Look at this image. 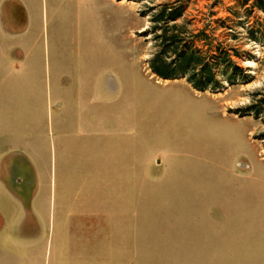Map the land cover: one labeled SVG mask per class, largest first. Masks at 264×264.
<instances>
[{
	"label": "rangeland",
	"instance_id": "374dc122",
	"mask_svg": "<svg viewBox=\"0 0 264 264\" xmlns=\"http://www.w3.org/2000/svg\"><path fill=\"white\" fill-rule=\"evenodd\" d=\"M109 1L46 0L43 18L33 0L31 19L0 1V40L41 43L13 53L34 73L14 97L29 183L52 166L58 186L48 217L30 203L2 247L61 264H264V0Z\"/></svg>",
	"mask_w": 264,
	"mask_h": 264
},
{
	"label": "crops",
	"instance_id": "0c3cea01",
	"mask_svg": "<svg viewBox=\"0 0 264 264\" xmlns=\"http://www.w3.org/2000/svg\"><path fill=\"white\" fill-rule=\"evenodd\" d=\"M0 1H4L2 3H5V7L14 5L23 8L30 19L32 16H38L33 11L34 3L31 2L33 0ZM45 1L43 0L42 4L43 18L48 11ZM54 1L65 2V0ZM109 2L106 0L107 5ZM77 5H79L78 2L71 4V7H77ZM56 8L59 7L56 6ZM30 42L0 40V48L9 49L0 54V264H61V252L54 249L22 250L11 244L14 248L10 251L7 247H2L12 240L13 234L22 236L23 226L30 215V203L38 202L42 206V216L48 217L50 212H47V206H55L58 198V186L56 181L54 182L52 166L49 174L46 172L41 174L39 170H36L35 183H29V170L35 159L33 155L35 146L33 147L30 143V126L27 123L25 127L23 120L24 107L19 105V100H15L14 97L16 94L20 95L25 92L24 80L33 79L34 73L27 71V67L23 66L24 63H28L29 56L16 60L13 53L15 48L41 46L39 41ZM37 76L40 77L39 74ZM41 146L42 143L37 148L39 156L40 149H44V143L43 147ZM48 176L49 179L46 182ZM4 241L6 244L3 243Z\"/></svg>",
	"mask_w": 264,
	"mask_h": 264
},
{
	"label": "trees",
	"instance_id": "16d2710c",
	"mask_svg": "<svg viewBox=\"0 0 264 264\" xmlns=\"http://www.w3.org/2000/svg\"><path fill=\"white\" fill-rule=\"evenodd\" d=\"M119 1H122V0H119ZM261 9L264 10V7H261ZM171 18H176V15L175 14L171 15ZM182 60H183L185 65H191L194 62L200 61L198 58L196 59V55H194L192 53H187L186 55H184L182 57ZM226 62L227 61L225 60L224 63H226ZM160 74H162V77H166V78H169V77L173 76V75H171V73H167V71H165L163 73H162V71H160ZM206 86H207V82L206 83H202L201 88L204 89V88H206Z\"/></svg>",
	"mask_w": 264,
	"mask_h": 264
}]
</instances>
